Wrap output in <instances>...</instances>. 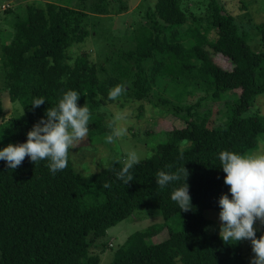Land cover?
Wrapping results in <instances>:
<instances>
[{
  "label": "trees",
  "instance_id": "1",
  "mask_svg": "<svg viewBox=\"0 0 264 264\" xmlns=\"http://www.w3.org/2000/svg\"><path fill=\"white\" fill-rule=\"evenodd\" d=\"M202 1L199 12L183 0H156L143 6L141 17L126 14L130 33L115 39L125 46L111 40V53L100 62L93 51L78 52L75 45L90 37L89 27L99 25L100 15L124 14L125 0H78L76 7L29 2L14 15L10 38L1 42L0 92L18 106L6 115L0 98V147L24 142L69 89L81 94L78 106L86 103L90 109L91 141L108 144L106 105L114 101L108 93L116 85L125 86L123 103L141 102L138 116L165 112L185 125L162 131L165 140L134 166V179L127 184L117 175L121 157L89 174L75 169L70 153L68 167L55 175L46 160L34 164L25 157L16 169L0 161V264H99L92 244L138 208L159 210L163 222L129 235L109 264H251L244 259L242 240L223 242L208 229L211 221L204 211H220L218 199L228 193L219 153H247L264 133V118L254 108L255 96L264 92V49L250 47L245 30L220 0ZM254 27L264 45V21ZM213 53L229 58L232 68L215 64ZM196 91L204 95L190 101ZM229 92L233 98L226 96ZM38 97L45 103L33 108ZM206 100L223 101L220 123L198 111ZM183 167L192 205L188 211L170 198L182 180L163 189L155 182L159 171ZM163 229L167 237L152 242ZM100 245L101 250L106 246Z\"/></svg>",
  "mask_w": 264,
  "mask_h": 264
},
{
  "label": "rangeland",
  "instance_id": "2",
  "mask_svg": "<svg viewBox=\"0 0 264 264\" xmlns=\"http://www.w3.org/2000/svg\"><path fill=\"white\" fill-rule=\"evenodd\" d=\"M49 1L76 7L75 4L78 0H0V58L1 42L6 43L10 38L8 33L12 31L10 22H12L14 15L16 13H21L25 4L29 2L43 5ZM155 1L156 0H125L127 8L123 11L125 12L124 14L119 13L115 15L110 13L100 15L102 19H100V22L98 21L99 25L97 24L96 28L89 27V32L91 33L90 37L85 39L82 43L76 44V49L78 52L85 49L89 50L88 52L93 51L94 59L97 62L102 61L111 53L110 41L117 38H122V41L123 36H127V34L130 33L126 29L128 27L126 24H129L127 20L129 18H127V16L131 15L133 18L137 15L140 16L144 9L143 6L145 4L152 6ZM220 1L226 8V11L235 17L240 28L245 30L250 47L255 51L264 49V45L259 39V32L254 27L255 23L264 21V0ZM204 4L202 0H183L184 6L188 5L190 9H194L197 12H199V8L203 7ZM7 9L10 10L7 11ZM114 43L117 46L124 45L118 40H115ZM211 58L213 62L221 68H232V63L229 58L220 53L211 54ZM239 91V89L234 90L236 93H239ZM234 92H229L226 96L228 98H233ZM202 95H204L203 91H196L194 96L190 97V101H195ZM6 96L7 94L5 92H0L3 111L6 115H9L14 112L18 104L15 106L13 102L11 103L6 99ZM254 101V108H257L260 112L259 114L264 118V92L257 94ZM140 103L139 101L123 103L122 97H119L106 105V110L109 113L108 117L111 121V133L106 135L107 139L109 136H113L114 131L118 127H125L127 129V135L123 138H114L112 142L108 141V144L103 143L102 140H97V138L91 141L88 135L82 141L76 142L74 148L70 151V158L77 171L84 174L97 172L107 165L109 159L121 157L124 160L126 153L133 149L141 154V159L148 157L151 153L152 146L159 141L165 140V135L162 131L183 127L185 125V122L165 112L159 115L154 113L153 117H149V115L138 116L137 106ZM251 110L252 109H249L245 113L251 114ZM198 111L201 114H208L209 121L215 125L225 119L226 108L223 101L206 100L203 102V105L199 107ZM118 116L122 118L117 119ZM259 151H264V133L260 135L256 147L247 153ZM218 213L219 211L213 209H206L204 211V216L211 221L208 229L219 233L221 222ZM161 222H163V217L159 210L147 208L135 209L129 216L108 228L105 235L92 244L91 248L93 251L100 253L99 264H109L114 257L115 250L124 243L129 235ZM254 228H256V236L259 238L262 235L264 223L256 221L254 223ZM165 237H167V231L163 229L150 239L152 242H157ZM101 242L106 244L103 250H101ZM242 243L244 259L247 263H251V258L254 256L251 242L245 239L242 240Z\"/></svg>",
  "mask_w": 264,
  "mask_h": 264
},
{
  "label": "clouds",
  "instance_id": "3",
  "mask_svg": "<svg viewBox=\"0 0 264 264\" xmlns=\"http://www.w3.org/2000/svg\"><path fill=\"white\" fill-rule=\"evenodd\" d=\"M124 91V85H116L109 90L108 98L116 100ZM80 95L75 90L65 91L56 105L46 110V118H41L27 132L24 142L0 147V161H4L9 169H16L25 157L34 164L46 160L53 175L67 168L70 150L88 135L91 121L87 104L78 106ZM44 103L45 98L38 97L31 105L36 108ZM126 135L127 129L118 127L113 136L108 137V141ZM140 161L141 154L134 149L129 150L117 174L118 179L124 184L131 182L134 179L131 170ZM219 161L226 174L224 183L229 186L230 193H222L218 199L221 222L219 236L225 243L249 240L254 253L251 264H264V234L257 238L254 228L256 221L264 223V151L237 153L224 150L219 153ZM187 176L188 172L183 167L175 172L159 171L155 178L156 184L162 189L172 182L183 181L181 186L173 189L170 197L182 211L192 207ZM103 186L110 187L108 183Z\"/></svg>",
  "mask_w": 264,
  "mask_h": 264
}]
</instances>
